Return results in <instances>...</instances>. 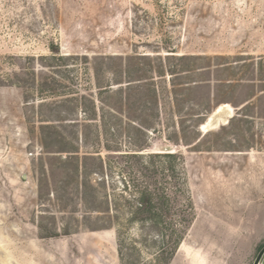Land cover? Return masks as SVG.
Listing matches in <instances>:
<instances>
[{
	"label": "rangeland",
	"instance_id": "1",
	"mask_svg": "<svg viewBox=\"0 0 264 264\" xmlns=\"http://www.w3.org/2000/svg\"><path fill=\"white\" fill-rule=\"evenodd\" d=\"M145 187L190 217L169 264L253 263L264 0H0V264H155L170 230L132 218Z\"/></svg>",
	"mask_w": 264,
	"mask_h": 264
},
{
	"label": "trees",
	"instance_id": "2",
	"mask_svg": "<svg viewBox=\"0 0 264 264\" xmlns=\"http://www.w3.org/2000/svg\"><path fill=\"white\" fill-rule=\"evenodd\" d=\"M188 55H181V59L189 58ZM191 68L185 67L181 68L180 72H188ZM169 73L173 74L175 71L169 69ZM130 81V80H129ZM188 83V82H186ZM208 118V116H207ZM207 118L198 121V123L203 124ZM40 132V144L45 152H73L72 150L65 147L63 138H58L55 136L54 130L49 123H41L39 125ZM56 144L59 147H53ZM62 144V145H61ZM109 151L110 148L106 147ZM72 158V157H71ZM172 173V171H171ZM153 184V182H152ZM162 188H160L161 190ZM163 191L159 192L157 189H148L145 187L141 193L138 206L132 211V218L138 221H148L153 222L156 219L164 222L165 231L170 230V233L163 232L162 235V245L160 246L159 252L156 256L155 264H169L171 258L174 255L176 248L178 247L179 240L184 237L186 230L189 225L190 217H185L177 212L176 208L173 207L170 201V196ZM172 195V194H171ZM161 232V231H160ZM174 232L177 236L174 237ZM262 245L259 249H261Z\"/></svg>",
	"mask_w": 264,
	"mask_h": 264
},
{
	"label": "bare ground",
	"instance_id": "3",
	"mask_svg": "<svg viewBox=\"0 0 264 264\" xmlns=\"http://www.w3.org/2000/svg\"><path fill=\"white\" fill-rule=\"evenodd\" d=\"M232 112L233 109L231 106H217L213 113L208 116L207 120L202 124V129L206 130L217 126L220 122H225L226 119L232 115Z\"/></svg>",
	"mask_w": 264,
	"mask_h": 264
},
{
	"label": "water",
	"instance_id": "4",
	"mask_svg": "<svg viewBox=\"0 0 264 264\" xmlns=\"http://www.w3.org/2000/svg\"><path fill=\"white\" fill-rule=\"evenodd\" d=\"M155 150L164 151V152L169 151L170 152V151H172V147L171 146H161V147L159 146ZM263 254H264V246L260 249V251L256 255L252 264H259V261H260Z\"/></svg>",
	"mask_w": 264,
	"mask_h": 264
},
{
	"label": "crops",
	"instance_id": "5",
	"mask_svg": "<svg viewBox=\"0 0 264 264\" xmlns=\"http://www.w3.org/2000/svg\"><path fill=\"white\" fill-rule=\"evenodd\" d=\"M259 264H264V260H260L259 261Z\"/></svg>",
	"mask_w": 264,
	"mask_h": 264
}]
</instances>
